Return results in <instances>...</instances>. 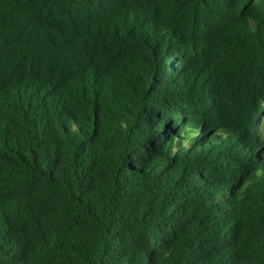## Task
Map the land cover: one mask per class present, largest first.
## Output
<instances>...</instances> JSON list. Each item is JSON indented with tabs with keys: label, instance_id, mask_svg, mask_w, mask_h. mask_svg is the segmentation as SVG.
<instances>
[{
	"label": "trees",
	"instance_id": "16d2710c",
	"mask_svg": "<svg viewBox=\"0 0 264 264\" xmlns=\"http://www.w3.org/2000/svg\"><path fill=\"white\" fill-rule=\"evenodd\" d=\"M264 0H0V264H264Z\"/></svg>",
	"mask_w": 264,
	"mask_h": 264
},
{
	"label": "rangeland",
	"instance_id": "374dc122",
	"mask_svg": "<svg viewBox=\"0 0 264 264\" xmlns=\"http://www.w3.org/2000/svg\"><path fill=\"white\" fill-rule=\"evenodd\" d=\"M259 126H260V129L262 130V132H264V112L263 114L260 116V122H259Z\"/></svg>",
	"mask_w": 264,
	"mask_h": 264
}]
</instances>
